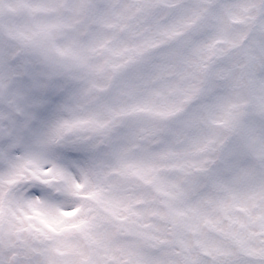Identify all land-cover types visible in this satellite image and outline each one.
Listing matches in <instances>:
<instances>
[{
    "label": "snow or ice",
    "instance_id": "1",
    "mask_svg": "<svg viewBox=\"0 0 264 264\" xmlns=\"http://www.w3.org/2000/svg\"><path fill=\"white\" fill-rule=\"evenodd\" d=\"M0 264H264V0H0Z\"/></svg>",
    "mask_w": 264,
    "mask_h": 264
}]
</instances>
